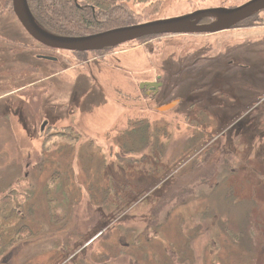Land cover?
Returning a JSON list of instances; mask_svg holds the SVG:
<instances>
[{
	"label": "rangeland",
	"instance_id": "374dc122",
	"mask_svg": "<svg viewBox=\"0 0 264 264\" xmlns=\"http://www.w3.org/2000/svg\"><path fill=\"white\" fill-rule=\"evenodd\" d=\"M243 1L124 0L121 5L140 23ZM10 4L0 0V264H109L114 255L128 256L123 264H264V181L257 187L251 176L238 175L254 166L258 147L256 163L263 173L264 137L256 136V127L244 132L253 146L243 151L246 167L220 179L234 166L233 157H245L235 152L241 129L220 137L236 117L227 98L240 99L231 94L221 99V92L210 98L198 89L225 93L236 73L227 58L249 66L233 94L244 86L264 87V11L245 22L251 27L157 35L74 53L34 41ZM157 74L163 87L150 98L138 82ZM253 94H247L250 100ZM190 97L205 103L200 115L206 121L198 128L184 116L192 114ZM177 98L173 109H156ZM253 100L263 103L264 93ZM260 107L263 116L255 118L264 128ZM217 118L229 121L216 123ZM142 119L151 133L162 134L134 145L127 131L139 129ZM225 146L234 153L222 152ZM87 201L102 204L109 219L124 209L132 218L128 225L120 223L117 233L99 236L108 225L103 218L88 231L84 219L75 217L76 204ZM120 202L127 206L113 213L111 204ZM78 220L76 235L71 226ZM178 250L182 255L173 253Z\"/></svg>",
	"mask_w": 264,
	"mask_h": 264
},
{
	"label": "flooded vegetation",
	"instance_id": "af4514ba",
	"mask_svg": "<svg viewBox=\"0 0 264 264\" xmlns=\"http://www.w3.org/2000/svg\"><path fill=\"white\" fill-rule=\"evenodd\" d=\"M248 1H250V0H244L241 3L238 2L237 4L231 5V6L230 5H226L224 3H221V4L216 5V6H208V7L201 8V9H195L194 11L204 10V9H212V8H228V9H230V8H235V7H238L240 5H243V4L247 3ZM194 11H192V12H194ZM263 11H264V8L256 11L255 13H252L250 16L244 18V20L242 19L241 21H239L238 23L230 26L229 28L222 29V30L215 31V32H211V33H207V34H214V33L226 31V30H229V29L245 28L246 26L251 27L252 25L250 24V22H247V23H245V22L247 20L251 19L254 15L259 14L260 12H263ZM192 12H188V13L181 14V15L190 14ZM177 16H180V15H177ZM172 17H175V16H172ZM166 18H170V17H166ZM162 19H164V18H162ZM214 20L215 19L213 17H203L202 19H200L198 21V25H206V24H208V23H210L211 21H214ZM149 21H152V20H149ZM145 22H148V21H145ZM254 22H255V20H254ZM140 23H143V22H140ZM132 24H139V23H132ZM132 24H130V25H132ZM196 34H202L203 35V34H206V33H186V34H170V35H196ZM157 35L159 36V35H169V34H152V35H148V36H145V37H141V38H138V39H135V40H139V39H143V38L151 37V36H157ZM135 40H133V41H135ZM116 46L108 47V48L106 47V48H104L102 50H105V49L108 50V49L114 48ZM47 48H50V47H47ZM50 49H53V48H50ZM53 50H60V49H53ZM60 51H67V50H60ZM97 51H101V50H97ZM71 52H74V53H82V52H77V51H71ZM83 52H89V51H83ZM227 54H228V52L225 55H227ZM39 56H41V55H39ZM48 57H51L52 58L50 60L46 59L48 61H56L57 60L56 58H54L52 56H48ZM245 62H247V61L246 60L244 62L243 61H236L234 58H232V59L227 58L226 64L228 66V69H234V70H236V73H235V77H234L232 83H229V84L226 83L228 86L226 88L225 93L221 89H216V88L214 89V88H211L210 86L199 87L198 89H200V90H207V92L205 94L207 96H209L210 98L211 97H216L215 94H217V92H221V94H225V95H222L221 99H224L226 97V95H228V94L237 95L238 96V98L240 99V102H239L238 99L227 98V103L229 105H226V106H231V107H234L235 108V110H232V114L233 115H236V117L232 120V121H234L232 124H227L229 127L226 128V129H224L220 133V137L222 138V136H224V137L225 136H229V133H231V132H229L230 128L236 127L238 129H241V132H240L241 135H242L241 138L239 137V135L236 136V138H238V139L240 138V139H239V144H238L239 146H238L237 150H235V152L247 156V153L243 154V151L246 149L247 152H248L250 149L253 148V146L251 145L252 143H251V140L250 139L248 140V142H246V140L244 138V132H255L254 131L255 130L254 127H256V131H257L256 136H261L262 135L264 137V128H261L260 129V121H261V119L260 118H255V116H257V115L260 117V110H261V107L260 106H262L261 105L262 101L258 102L256 100V102H255V100H253L254 98L256 99L259 94L261 95V94L264 93V87L261 88L259 86L249 85L248 87H245V86L244 87H241V92L239 94H233L232 93V89H236V88L240 87L239 80L241 78H244V75H249L250 74L248 72V70H247V69H249V66ZM154 67H155V65H154ZM163 67H165V63L164 62L162 64V68ZM155 69H156V67H155ZM90 76L93 79V81H96L94 75H92L90 73ZM214 76H218L217 72L215 73ZM161 78H162L161 75L157 74L155 76V78L152 79V80H147V81L146 80H143V81L138 82V86L137 87L141 91H144L145 92V95L147 94L148 97L152 98L155 95H157L158 92H159V89H161L163 87L162 86L163 85V82H162ZM145 82L146 83L149 82V83H153V84H151V85H149V86L146 87V84H142V83H145ZM192 82H193V80H192ZM210 83H213V82L210 81ZM154 84H156L157 86H155ZM206 84L207 83H205L204 85H206ZM100 87L101 86L98 85L97 89H99ZM209 90H212V91L209 92ZM250 93H254L252 100H250L251 98H249L247 96V94H250ZM172 100L173 101H176L175 105L173 106V107H175L177 105V103H179L180 98L172 99ZM172 100L170 102H172ZM244 100H246V101L244 102ZM189 101L191 102V103L189 102V110H192L193 113H194V110H200V111H202L203 110V107H205V103L202 102L200 99H191V97H190L189 98ZM170 102H167V103H165V104H163L161 106H158L156 109L159 111L158 108H160V107H162V106H164L166 104H169ZM250 102H251V104L254 103V102H255V104L256 103L257 104H256V106H253V107H250V105H251L250 104L246 108L245 106L248 103H250ZM263 103H264V101H263ZM173 107H171V108L173 109ZM171 108H169V109H171ZM194 116L195 117H193V116H191V117H185L186 121H188L187 122L188 125H191V122L192 121H193L194 126L199 125V123L202 122V121H206V118L204 117V115H200V112L196 113ZM250 117H252V118H250ZM142 120H145V119H142ZM227 121H229V120L228 119L227 120L222 119V121H221V119L217 118L215 122L216 123L223 124V123H226ZM210 122L211 121L207 120V122H205V123L208 124ZM203 126H206V125L203 124ZM258 149H259V147L256 149L255 157L257 156V154H259L258 153L259 152ZM221 151L224 152V153H227V154L228 153H231V154L234 153V150H232L231 148H228V146H225ZM221 157H223V156H221ZM225 157H227V156H225ZM238 157H240V156H235L233 158L238 159ZM233 169H237L238 170L239 168L238 167H233V168L230 169V171L232 172ZM239 174H244V173L243 172H240ZM219 182H221V181H219ZM261 183H263V182L261 181L260 184H259V186L261 185ZM203 193H205V192H203ZM112 200L115 201L114 199H112ZM76 205H77V211L75 213V217L78 214V219L79 220H80V216H81V219H84L83 222L85 224H87L86 229L88 231H94L95 228H96V226H93V225L88 226L89 224H92V223H94L96 221H100L102 218L105 220V223L108 224V225H106L104 227L105 228L104 232L101 231L100 234H97L99 236L102 235L103 233H107L108 230H111V232H113V233H117L119 224L122 223V222H124L125 224L128 225V222L132 218L131 215H130V213L128 212L129 211L128 209H124V210L118 212L117 215H114L111 219H109L103 213V209H102L103 205L102 204H96V205H94V203L92 204V203H90V201L89 202L87 201L86 203L80 202V203H78ZM118 206L125 207V206H127V204H123L122 202H120L118 204H116V203L111 204V207H113V213H117V207ZM82 207H83V209H82ZM79 220H78V223L74 224L75 225L74 227H73V225L71 223V225H72L71 227H72L74 233L76 232L75 227H80ZM205 227L208 229L207 226H205ZM127 229H129L130 231L132 230L131 227H128ZM221 229H222V232L224 234H227L228 233V228H227L226 225H221ZM82 230L84 232L85 228L84 229L82 228ZM77 232H78V234L75 233L76 235L81 234L80 231H77ZM193 237L194 236H192V240L190 238L189 245L191 244L192 241H195L193 239ZM92 240L93 239H91L90 241L92 242ZM126 247H128V244L126 245ZM83 249H84V247L83 248H80V251H82ZM165 251H167V252H169V253L172 254V251L171 250H165ZM173 253L175 255H176V253H180V255H182L181 254L182 252L179 251V250L178 251H174ZM163 255H164V251H163ZM127 257L128 256L120 257V256H115L114 255V257L112 258V262L111 263L109 262V264H115V261L118 262V263L121 262L120 264H123V263L126 262V258ZM117 258L120 259V261H118ZM92 263L95 264L94 262H92ZM102 264H107V263H102Z\"/></svg>",
	"mask_w": 264,
	"mask_h": 264
},
{
	"label": "water",
	"instance_id": "95a60500",
	"mask_svg": "<svg viewBox=\"0 0 264 264\" xmlns=\"http://www.w3.org/2000/svg\"><path fill=\"white\" fill-rule=\"evenodd\" d=\"M12 11L25 31L41 45L53 49L67 51H97L113 47L132 39H138L152 34H186L211 33L238 23L252 13L264 8V0H250L235 8H212L197 10L190 14L170 18L157 19L139 24L125 25L106 29L82 36H62L52 34L41 28L31 14L27 0H11ZM203 17H213L215 20L206 25H198ZM42 59H52L48 56H38ZM146 87L153 84L145 82ZM157 86L156 84H154ZM176 101L170 102L159 109H169ZM45 123L43 124V126Z\"/></svg>",
	"mask_w": 264,
	"mask_h": 264
},
{
	"label": "trees",
	"instance_id": "16d2710c",
	"mask_svg": "<svg viewBox=\"0 0 264 264\" xmlns=\"http://www.w3.org/2000/svg\"><path fill=\"white\" fill-rule=\"evenodd\" d=\"M123 1L124 0H27L29 9L36 23L44 30L52 34L62 36H82L118 27L119 25L124 26L132 24V13L130 15L129 10L126 11L124 9V4L121 5V2ZM134 1L147 2L148 0ZM250 104L251 102L245 107L247 108ZM262 105H264V103ZM262 111L263 107H261L260 110V117L263 116ZM190 112L192 113L191 115H183L185 117H195L194 115L196 113H201L203 110H194V114L192 110H190ZM142 121L145 124H141L139 129L133 128L131 131H127V134L130 136L127 141H131L134 145L139 142H146L149 137L159 136L162 134V130L160 129H156L153 133H151L148 122L146 120ZM261 124L262 120L260 121V129ZM196 127L198 128L199 126H194V128ZM196 139L200 140L202 139V136L198 135ZM204 142H206L205 139ZM125 146H127L126 142ZM149 149H155V146H149ZM259 157L260 156L257 154V156L253 158L255 161L254 166L249 168L247 167L248 169L242 171L244 173L242 175L251 176V184L257 187L261 181H264V168H262L263 173L259 174L261 166H258L256 163L259 161ZM248 159L249 158H246V156L238 157L233 167H238L240 169L246 167L245 161ZM228 167L229 165L223 166L225 169ZM233 167L230 166L227 171L222 172L220 174V179L223 176L230 178V169ZM222 181L225 182L224 179H222ZM251 215H255L254 207L251 208ZM14 249L15 248H12L10 251L14 253ZM7 256L10 257L11 253ZM6 260H8V258L5 259V261Z\"/></svg>",
	"mask_w": 264,
	"mask_h": 264
}]
</instances>
